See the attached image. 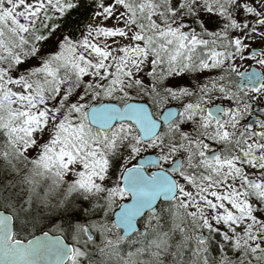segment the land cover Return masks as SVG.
<instances>
[{"label": "snow or ice", "instance_id": "snow-or-ice-1", "mask_svg": "<svg viewBox=\"0 0 264 264\" xmlns=\"http://www.w3.org/2000/svg\"><path fill=\"white\" fill-rule=\"evenodd\" d=\"M0 264H264V0H0Z\"/></svg>", "mask_w": 264, "mask_h": 264}, {"label": "rangeland", "instance_id": "rangeland-1", "mask_svg": "<svg viewBox=\"0 0 264 264\" xmlns=\"http://www.w3.org/2000/svg\"><path fill=\"white\" fill-rule=\"evenodd\" d=\"M258 68V66H256ZM249 69V65L248 64H243L242 67H241V71H245V70H248Z\"/></svg>", "mask_w": 264, "mask_h": 264}, {"label": "trees", "instance_id": "trees-1", "mask_svg": "<svg viewBox=\"0 0 264 264\" xmlns=\"http://www.w3.org/2000/svg\"><path fill=\"white\" fill-rule=\"evenodd\" d=\"M38 234V233H37Z\"/></svg>", "mask_w": 264, "mask_h": 264}]
</instances>
